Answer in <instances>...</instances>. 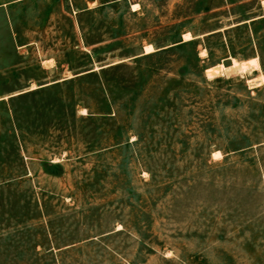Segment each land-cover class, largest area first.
<instances>
[{"label": "rangeland", "instance_id": "rangeland-1", "mask_svg": "<svg viewBox=\"0 0 264 264\" xmlns=\"http://www.w3.org/2000/svg\"><path fill=\"white\" fill-rule=\"evenodd\" d=\"M0 264H264V0H0Z\"/></svg>", "mask_w": 264, "mask_h": 264}, {"label": "bare ground", "instance_id": "bare-ground-1", "mask_svg": "<svg viewBox=\"0 0 264 264\" xmlns=\"http://www.w3.org/2000/svg\"><path fill=\"white\" fill-rule=\"evenodd\" d=\"M153 51H154V49H153L152 46H148V47L146 48V52H147V53H150V52H153ZM45 62H47V61L45 60ZM37 87H38V86H37L35 83H33L32 86L30 87V89H28V90L36 89ZM19 93H21V92H19Z\"/></svg>", "mask_w": 264, "mask_h": 264}]
</instances>
